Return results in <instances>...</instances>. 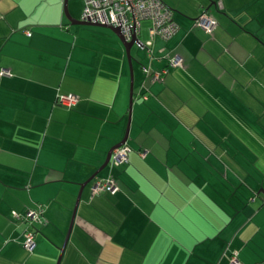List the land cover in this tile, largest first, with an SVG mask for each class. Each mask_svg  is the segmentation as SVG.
<instances>
[{"label":"crops","instance_id":"crops-1","mask_svg":"<svg viewBox=\"0 0 264 264\" xmlns=\"http://www.w3.org/2000/svg\"><path fill=\"white\" fill-rule=\"evenodd\" d=\"M162 1L178 28L142 20L130 71L112 29L70 22L83 0H0V264H264V0ZM126 129L96 176L118 189L92 194ZM35 202L28 251L11 211Z\"/></svg>","mask_w":264,"mask_h":264},{"label":"built area","instance_id":"built-area-1","mask_svg":"<svg viewBox=\"0 0 264 264\" xmlns=\"http://www.w3.org/2000/svg\"><path fill=\"white\" fill-rule=\"evenodd\" d=\"M216 7H222L221 1L215 2ZM81 20L90 23H99L118 27L122 36L129 41L132 36H139L142 20H149L148 32L151 38H167L178 28L173 19V10L162 0H83ZM215 19L207 8L202 9L194 18L193 24L206 31H211ZM29 34V32H27ZM142 47L144 44L136 41ZM182 64V58L178 55L169 56L165 68L160 70L151 69L149 66H142L143 73L152 80L163 79L169 67ZM0 75L11 76L12 72L8 69L0 68ZM145 97V93L142 94ZM73 94L57 93L55 103L70 106L76 100ZM129 146L126 142L115 147L110 154L108 166L110 168L121 165L128 160ZM143 154V152H141ZM118 189L114 176L109 173L104 177H95L90 190L92 194L101 192L113 193ZM44 204L35 202L32 207H28L24 212L11 211V217L21 220L24 224L23 246L32 251L35 247V224L43 221ZM230 264H242L238 258L237 250H231L229 255Z\"/></svg>","mask_w":264,"mask_h":264},{"label":"water","instance_id":"water-1","mask_svg":"<svg viewBox=\"0 0 264 264\" xmlns=\"http://www.w3.org/2000/svg\"><path fill=\"white\" fill-rule=\"evenodd\" d=\"M65 13H66V9H65ZM68 18H69L70 22H72V23H84V24H90V25H98V26H103V27H107V28H109V29H112V30L116 33V35L118 36V38L120 39V41L122 42V44H123V46H124V49H125V52H126V56H127V59H128V64H129L130 71H131V54H130V49H131L132 45H133L134 43H136V41L139 40L138 37H136V36H132L131 39H130L129 41H126V40L124 39V37L122 36V34H121V32H120V30H119L118 27H114V26H110V25H105V24H99V23H90V22H87V21H84V20H76V19H73V18H71V17H69V16H68ZM131 76H132V74H131ZM130 94H132V89H131V88H130ZM127 137H128V129H126L125 134L123 135L122 139H121L120 141H118L115 145H113V146L108 150V152H107V154H106V157H105L103 163H102V164L100 165V167H99V168H98V169H97V170H96V171L90 176V178H89L88 180L93 179V178H95V177L98 175L99 171H100L101 169H103V168L106 166V164L108 163V160H109V158H110L111 151H112L115 147H117V146L123 144L124 142H126ZM77 200H78V199H77ZM74 212H75V210H74L73 213H72V219L74 218Z\"/></svg>","mask_w":264,"mask_h":264},{"label":"rangeland","instance_id":"rangeland-1","mask_svg":"<svg viewBox=\"0 0 264 264\" xmlns=\"http://www.w3.org/2000/svg\"><path fill=\"white\" fill-rule=\"evenodd\" d=\"M136 46H133L132 48H135ZM137 49V48H136Z\"/></svg>","mask_w":264,"mask_h":264},{"label":"trees","instance_id":"trees-1","mask_svg":"<svg viewBox=\"0 0 264 264\" xmlns=\"http://www.w3.org/2000/svg\"><path fill=\"white\" fill-rule=\"evenodd\" d=\"M216 1H218V0H216ZM170 7V6H169ZM173 10V9H172ZM199 14V13H198Z\"/></svg>","mask_w":264,"mask_h":264}]
</instances>
